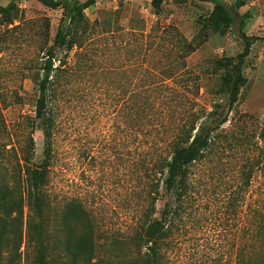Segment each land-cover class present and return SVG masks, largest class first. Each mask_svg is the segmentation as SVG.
I'll use <instances>...</instances> for the list:
<instances>
[{"label":"rangeland","instance_id":"374dc122","mask_svg":"<svg viewBox=\"0 0 264 264\" xmlns=\"http://www.w3.org/2000/svg\"><path fill=\"white\" fill-rule=\"evenodd\" d=\"M9 1L0 0V5ZM240 1L242 30L259 39L241 67L242 82L235 90L228 61L242 51L243 42L204 0H159L157 7L152 0H95L72 26L62 7L15 0L16 11L10 20L0 18V187L12 184L17 168L15 155L5 152L10 145L8 133L17 147L24 146L25 137L31 135L33 162L42 161L43 136L40 121L35 119L41 59L63 25L69 28L67 40L75 42L71 50L58 49L54 63L72 68L70 73L60 74L53 102L56 131L46 223L55 246L61 236L59 214L66 202L76 200L86 211L99 255L116 264H143L135 259L138 254L129 239L147 206L143 168L149 156H144V166L138 171L133 111L129 109L131 102L126 105L125 101L138 89L137 78L150 77L148 69L165 60L149 54L137 58L135 42L124 33L169 26L194 41L196 50L185 58L180 79L171 83L178 91L176 103L171 100L167 110L172 121L185 119L194 101L200 115L199 134L207 127H217L216 133L231 132L234 123L241 125L243 121L257 130L262 127L264 0ZM245 115L252 118L247 120ZM248 153L219 138L209 155L189 167L190 191L160 264H245L249 240H257L260 247L257 232L264 226L260 217L264 182L244 186ZM173 202L172 193H163L156 217L162 208H172ZM250 206L254 207L253 215ZM23 212L25 224V206ZM113 238L118 239L115 244H106ZM17 257L15 264H32L33 250L23 241ZM262 259L264 262V249L251 261L258 264ZM53 260L61 264L57 252Z\"/></svg>","mask_w":264,"mask_h":264},{"label":"trees","instance_id":"16d2710c","mask_svg":"<svg viewBox=\"0 0 264 264\" xmlns=\"http://www.w3.org/2000/svg\"><path fill=\"white\" fill-rule=\"evenodd\" d=\"M50 8L62 7L67 22L72 26L82 10L94 4L95 0H38ZM212 5L213 13L224 18L229 30L243 42L242 51L228 61L232 64L233 90L242 82L241 67L249 56L252 45L259 39L247 36L242 30V19L238 0L228 3L226 0H204ZM159 0H152L154 7ZM16 11L15 0L6 6L0 5V18L9 21ZM3 20V21H4ZM69 28L63 25L57 32L53 45L41 59L38 78L39 97L36 101L35 119L40 121L43 136V159L39 164L33 162L34 141L31 135L24 139V146L17 147L8 133L9 148L5 152L15 155L17 168L13 173V182L0 187V264H15L21 243L24 241L33 250L32 264H54V252L61 264H116L96 252L93 230L86 219V211L76 200L65 203L59 214L60 238L56 242L50 238L46 223L47 210L51 205L48 192L49 168L52 159V144L55 135L54 99L60 87V74H68L72 68L59 62L56 66L55 55L58 49L71 50L75 42L67 40ZM87 26L85 27V31ZM124 36L132 37L135 42L136 57L142 55L159 56L165 60L160 66L150 67L149 76L137 78L138 89L125 101L131 102L133 111L132 128L136 141L138 171L143 168L144 156H149L147 166L143 168L147 182L145 199L147 206L137 219L134 236L129 240L137 252L136 260L143 264H160L162 253L166 251L174 238L178 221L181 220L183 204L190 191L189 167L205 158L212 151L216 140L223 138L227 145L242 148L250 153L243 167L244 186L250 188L258 180L264 182V122L262 127H248L245 121L241 125L234 123L228 131L216 133L217 127H207L199 132L197 122L200 115L190 104L189 112L182 121H172L167 115L171 100L176 103L178 91L172 82L180 79L185 58L191 55L196 46L194 41L179 35L173 27L152 26L148 32L128 31ZM128 43L126 42V45ZM159 73H157V71ZM236 95L232 94L235 100ZM174 103V104H175ZM247 120L250 115H245ZM244 117V118H245ZM243 119V118H242ZM230 136V140L227 137ZM140 176L138 177V180ZM163 193H172L173 207L162 208L158 213L157 203ZM24 206L28 209V218L24 224ZM264 218V198L262 200ZM249 212L255 213L250 206ZM25 225V227H24ZM78 227V228H77ZM77 228V229H76ZM250 231L253 232L250 226ZM259 244L250 239L245 264H253L251 259L264 249V226L259 233ZM118 239H111L113 245ZM106 242V241H105ZM258 248L254 252L253 249ZM252 256V257H251ZM264 264L263 259L261 263Z\"/></svg>","mask_w":264,"mask_h":264}]
</instances>
